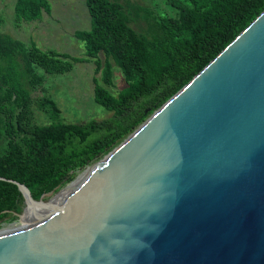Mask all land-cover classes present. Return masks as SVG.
<instances>
[{"label": "water", "instance_id": "95a60500", "mask_svg": "<svg viewBox=\"0 0 264 264\" xmlns=\"http://www.w3.org/2000/svg\"><path fill=\"white\" fill-rule=\"evenodd\" d=\"M111 150L16 183L0 264H264V8Z\"/></svg>", "mask_w": 264, "mask_h": 264}, {"label": "trees", "instance_id": "16d2710c", "mask_svg": "<svg viewBox=\"0 0 264 264\" xmlns=\"http://www.w3.org/2000/svg\"><path fill=\"white\" fill-rule=\"evenodd\" d=\"M87 29L73 36L94 63L92 99L107 115L66 122L46 95L31 98L39 73L61 74L86 60L43 51L0 32V221L22 211L23 184L36 199L62 186L109 152L212 59L260 10L264 0H162L172 12H152L119 0H83ZM47 0H13L17 21L49 12ZM112 63L121 74L115 93ZM33 107L48 118L32 121Z\"/></svg>", "mask_w": 264, "mask_h": 264}, {"label": "rangeland", "instance_id": "374dc122", "mask_svg": "<svg viewBox=\"0 0 264 264\" xmlns=\"http://www.w3.org/2000/svg\"><path fill=\"white\" fill-rule=\"evenodd\" d=\"M126 8L130 6L146 7L152 12L172 11L162 3V0H119ZM49 12H41L38 19L31 21H17L12 11L13 0H0V32L29 45L33 42L37 48L43 51L52 50L57 53H67L71 56L85 59L73 64L72 68L64 73H44L43 79L31 92V98L46 95L51 98L59 109V117L66 122H84L89 119L99 120L107 115L104 109L92 99V77H98L94 73V63L83 52L82 43L73 36L75 30L87 29L89 17L83 0H47ZM113 85L109 87L115 93L121 86V74L112 63ZM32 121L36 124L47 123L48 118L38 108L33 107ZM122 141V140H121ZM120 141V142H121ZM119 142V143H120ZM102 158V157H101ZM87 166H90L94 162ZM73 172V181L84 169ZM64 185V184H63ZM12 219H3L0 224Z\"/></svg>", "mask_w": 264, "mask_h": 264}, {"label": "bare ground", "instance_id": "6f19581e", "mask_svg": "<svg viewBox=\"0 0 264 264\" xmlns=\"http://www.w3.org/2000/svg\"><path fill=\"white\" fill-rule=\"evenodd\" d=\"M118 144H119V143H118ZM113 148H114V147H113ZM113 148H112V149H113ZM111 151H112V150H111ZM111 151H109V152H107L106 154H104V155L102 156V158H104L106 155H108ZM102 158H101V159H102ZM101 159H100V160H101ZM98 161H99V160H98ZM98 161L94 162V163L91 164L90 166L94 165V164L97 163ZM90 166H86V168H85V169H84L79 175H77L76 178H75L74 180H76L78 177H80L82 174H84L85 171L87 170V168L90 167ZM74 180H73V181H74ZM73 181H72V182H73ZM28 210H29V208L26 209V212H27Z\"/></svg>", "mask_w": 264, "mask_h": 264}]
</instances>
